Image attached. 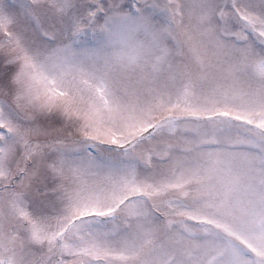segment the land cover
Returning a JSON list of instances; mask_svg holds the SVG:
<instances>
[{
    "label": "snow or ice",
    "instance_id": "6c2138e0",
    "mask_svg": "<svg viewBox=\"0 0 264 264\" xmlns=\"http://www.w3.org/2000/svg\"><path fill=\"white\" fill-rule=\"evenodd\" d=\"M0 264H264V0H0Z\"/></svg>",
    "mask_w": 264,
    "mask_h": 264
}]
</instances>
